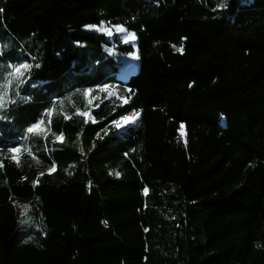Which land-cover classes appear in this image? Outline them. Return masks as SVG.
Here are the masks:
<instances>
[{
    "label": "trees",
    "instance_id": "16d2710c",
    "mask_svg": "<svg viewBox=\"0 0 264 264\" xmlns=\"http://www.w3.org/2000/svg\"><path fill=\"white\" fill-rule=\"evenodd\" d=\"M0 53L40 65L0 110V264H264V0H0Z\"/></svg>",
    "mask_w": 264,
    "mask_h": 264
},
{
    "label": "snow or ice",
    "instance_id": "6c2138e0",
    "mask_svg": "<svg viewBox=\"0 0 264 264\" xmlns=\"http://www.w3.org/2000/svg\"><path fill=\"white\" fill-rule=\"evenodd\" d=\"M89 29H95V30H99L100 28H103V24L100 25L99 27L97 25H88L87 26ZM116 29L119 32H124L126 31V29H124L122 26L120 25H116L115 26ZM106 34H111L109 29H104ZM124 42L127 43L128 42V37L124 38ZM173 47L175 48V50L177 52H180L181 54L183 53V45H181L180 47H176L175 45H173ZM2 54V53H0ZM34 59V58H33ZM33 67L35 68H39L40 65L38 63H36L35 65H33L30 62L27 61H22V62H17V63H8V64H3L0 63V110H2L5 107V96L7 94V90L10 87H15L18 88L20 85L24 84L27 82V76L30 75V71L31 69H33ZM111 86L110 85H103L100 88L101 92L107 91ZM95 91L94 89L91 88H87V89H83L78 90V93L84 97H89V95ZM131 91V90H128ZM15 95H19L18 92H14ZM73 95H76V93H74ZM69 101L71 100V98H66ZM92 99H98V97H93ZM122 103L123 104H127L128 103V99L121 97ZM14 103V101H12ZM89 103L92 102V100L88 101ZM60 106L61 108H63V101L60 102ZM56 112V105H53L51 108H49L46 113L45 116H47L48 119V123H51V116L53 113ZM75 114L85 117L86 119L84 120V123L88 122V117L90 116V113L88 111H81L79 108L75 109ZM139 117V113L135 112V113H131L129 115L126 116H122L119 120H114L112 121V126H114L116 129H120L122 127V122L123 124H130V123H135L136 119ZM64 119H70L71 117L68 115H64L63 116ZM92 123H97V121L92 118ZM45 124V120L42 118L40 121H38L37 123H34L32 126H30L27 129V132L29 134L32 133H43L44 134V138L47 139V129L44 127ZM181 128H183V125H181ZM105 132V135L108 134V129H104L103 130ZM55 135V134H53ZM97 135L99 136V133H97ZM27 141V137L25 138V142ZM56 141H60L61 143L63 142V133H61L60 135H55V140L52 141L53 143ZM27 150V149H25ZM8 152L12 153V157L11 159L13 161L17 162V166H19V160L17 157L18 153H21L22 148L21 147H11L7 149ZM37 163H39V161H37ZM0 167H2V163H0ZM55 170V163L53 162L52 165L50 167L47 168V171L49 174H51L53 171ZM44 172L41 170L40 171V175H43ZM117 175H119V173H116ZM144 192L147 193L148 189L145 188ZM25 208H27V206L25 205ZM23 222V221H22ZM259 247V245H258Z\"/></svg>",
    "mask_w": 264,
    "mask_h": 264
},
{
    "label": "rangeland",
    "instance_id": "374dc122",
    "mask_svg": "<svg viewBox=\"0 0 264 264\" xmlns=\"http://www.w3.org/2000/svg\"><path fill=\"white\" fill-rule=\"evenodd\" d=\"M102 24H103V28H100L99 30L89 29V28L87 27L88 25H97V26L99 27L100 25H98V24H87V25L85 26V29H87V30H94V31H96V32H104V33H106L104 29H109L110 32H111V34H108V36L112 37V36H114V35H117V36L122 40V42H124V38H125V37H128V42H127V44H132L133 46L135 45V38H134V36H133L131 33H128V32H126V31H124V32H119L115 27H114V28H111V27H108L106 23H102ZM102 24H101V25H102ZM124 43H125V42H124ZM122 56H123V59H122L123 61H127V60H128V55H122ZM130 58H132L133 60H135V59H136V55H132V56H130ZM133 72H135V71H129L126 75L132 74ZM104 92H106V95H107L108 97H112V96H114V95L117 96L116 91L113 90L112 88H109L107 91H104ZM98 93L101 94L102 92L99 91ZM89 113H90V112H89ZM139 116H140V115H139ZM88 118H89V119L92 118L91 113H90V116H89ZM138 119H139V118H138ZM138 122H139V121H137V122L135 123V125H136ZM135 125H130V126H128L127 129L124 130V131H127L129 127H131V126H135ZM106 129H108V134H107V135L112 134V133H114V134H121V132H124V131H120V132L117 131V129H116L114 126H112V124H111L109 127H107ZM100 135H101V136H106L104 131L101 132ZM179 136H180V139H181L182 141H185L186 135H180V134H179ZM28 210H29L28 207H27V208H24V210H23V217H22V220H21V223H20V228H23V229H27V228H29V227L38 228V224H36V223L31 219V216L29 215ZM22 221H23V222H22Z\"/></svg>",
    "mask_w": 264,
    "mask_h": 264
},
{
    "label": "bare ground",
    "instance_id": "6f19581e",
    "mask_svg": "<svg viewBox=\"0 0 264 264\" xmlns=\"http://www.w3.org/2000/svg\"><path fill=\"white\" fill-rule=\"evenodd\" d=\"M139 114H140V113H139ZM91 116H92V118H94L92 114H91ZM92 118H91V119H92ZM138 118H139V117H138ZM138 118L136 119L135 123L138 121ZM135 123L123 124V122H122V127H121L120 129H117V131H119V132H120V131H124V130L127 129L128 126H130V125H135ZM179 134H180V135H186V130H185L184 125H183V128L180 127V129H179Z\"/></svg>",
    "mask_w": 264,
    "mask_h": 264
},
{
    "label": "water",
    "instance_id": "95a60500",
    "mask_svg": "<svg viewBox=\"0 0 264 264\" xmlns=\"http://www.w3.org/2000/svg\"><path fill=\"white\" fill-rule=\"evenodd\" d=\"M140 116H139V119H138V121L140 120V117H141V113L139 114ZM184 127H185V125H184Z\"/></svg>",
    "mask_w": 264,
    "mask_h": 264
}]
</instances>
